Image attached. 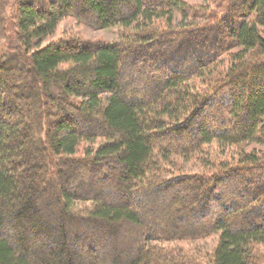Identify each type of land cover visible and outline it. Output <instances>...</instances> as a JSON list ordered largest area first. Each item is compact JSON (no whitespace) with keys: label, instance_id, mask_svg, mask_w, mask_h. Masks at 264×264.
Here are the masks:
<instances>
[{"label":"trees","instance_id":"obj_1","mask_svg":"<svg viewBox=\"0 0 264 264\" xmlns=\"http://www.w3.org/2000/svg\"><path fill=\"white\" fill-rule=\"evenodd\" d=\"M258 144L264 0H0V264H261Z\"/></svg>","mask_w":264,"mask_h":264},{"label":"rangeland","instance_id":"obj_2","mask_svg":"<svg viewBox=\"0 0 264 264\" xmlns=\"http://www.w3.org/2000/svg\"><path fill=\"white\" fill-rule=\"evenodd\" d=\"M184 1H186L189 4L192 3L195 5H200L202 3V0H184ZM216 11L218 12V10H216ZM69 35H71L72 38L78 37L76 39H79L81 41H85L88 44H94V43L111 42L116 38L117 33H116L115 28H113V27H106L104 29H94V28L92 29V28L86 26L83 22H78L72 16L68 15V16L63 17L62 19H60L58 21V24H57V27H56L54 33L52 34L51 37H48L45 41H47L49 39H56L57 37H61V36L68 37ZM212 38L213 37L210 36L208 39H212ZM217 38L225 39V36L220 35ZM174 46L175 45L173 44L171 46V48H173ZM189 51H190V47H188L187 45L183 47V52H189ZM192 129L193 128L191 125V129H189L187 133L189 134L192 131ZM252 146H255V148L257 150L264 151V144H258V145H252ZM185 165H188V162H186ZM76 187H78V186L76 185ZM195 190H196L195 188L189 187L186 191V194L194 192ZM78 191H82V189L78 188ZM85 205L86 204H83V203H80V204L77 203L74 207H75V209L79 210L80 207H81V209H83L82 206H84L86 208ZM45 207H47V206L45 205ZM29 208H31L32 211L38 215H40V213L43 209L42 207L39 208V206H36L35 204H30ZM41 214H43V213H41ZM44 214L47 215V211ZM55 227L56 226L53 225L52 230ZM68 228H70L71 234H74L77 237H78V235H81V233H82V231L79 230L78 228H76L75 225H73V224L72 225L68 224ZM106 230H107V233L111 232L109 229H106ZM0 233L2 234L3 237L10 235L9 232L5 228L2 229V232H0ZM83 233H84V231H83ZM216 239H217L216 234H213L212 236L205 237L201 240L182 241V242H180V244L183 245L184 247L192 248L194 251L210 252L211 249L213 248L215 242H216ZM115 240L110 241V239H109V242L108 243L106 242L107 243V246H106L107 249H112L114 247H121V246L125 245V243H126V241H124V239H121V242L120 241L117 242ZM99 242H100V246L103 247L104 243H105L104 240L99 241ZM38 243L40 245H42L45 250H48L53 246V244H49L47 239L44 237H41V240ZM263 258H264V256H263ZM259 264H260V262H259ZM261 264H264V259H263Z\"/></svg>","mask_w":264,"mask_h":264}]
</instances>
